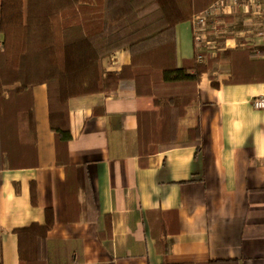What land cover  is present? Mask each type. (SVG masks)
I'll return each instance as SVG.
<instances>
[{
  "label": "crops",
  "instance_id": "obj_1",
  "mask_svg": "<svg viewBox=\"0 0 264 264\" xmlns=\"http://www.w3.org/2000/svg\"><path fill=\"white\" fill-rule=\"evenodd\" d=\"M257 29L264 30V14L233 7L211 19L199 45L192 20L184 21L176 26L178 60L192 58L203 44L211 56L264 45L252 33ZM130 60L120 50L105 65L117 71ZM229 71L214 64L199 84L201 101L181 120L186 128L200 121L201 147H173L148 158L138 151V112L153 102L136 95L133 80L70 101L67 164L57 163L46 85L36 86L35 150L10 146L7 165L0 133V264H19L14 229L44 224L46 208L55 217L48 264H264V107L253 104L264 96V82L212 85ZM154 210L163 211L168 229L165 255L151 234L147 212Z\"/></svg>",
  "mask_w": 264,
  "mask_h": 264
},
{
  "label": "trees",
  "instance_id": "obj_2",
  "mask_svg": "<svg viewBox=\"0 0 264 264\" xmlns=\"http://www.w3.org/2000/svg\"><path fill=\"white\" fill-rule=\"evenodd\" d=\"M218 0H0V133L2 157L10 164L9 147L37 146L33 91L47 88L50 129L58 164L69 158L70 101L106 94L124 80L135 82L136 95L153 105L138 112V151L147 157L173 147H201V123L184 127L187 108L201 101L199 84L214 64H227L229 75L212 85L264 82V45H240L211 56L196 49L178 60L176 26ZM128 50L131 60L111 71L105 62ZM199 55H202L199 60ZM6 147L8 148L6 150ZM19 191V187L17 186ZM32 183V202H35ZM162 210L147 212L157 251L167 252ZM153 215L155 221H153ZM158 217V219H157ZM109 220V215L105 216ZM46 222L14 229L19 264H48ZM102 238L107 234L102 231ZM163 264H209L180 262Z\"/></svg>",
  "mask_w": 264,
  "mask_h": 264
},
{
  "label": "built area",
  "instance_id": "obj_3",
  "mask_svg": "<svg viewBox=\"0 0 264 264\" xmlns=\"http://www.w3.org/2000/svg\"><path fill=\"white\" fill-rule=\"evenodd\" d=\"M233 7H237L253 16H262L264 14V0H218L205 11L194 15L191 19L194 37L199 45L202 44L206 37L211 19H217L219 15L227 14ZM252 33L261 37L264 41V30L257 29L252 31ZM205 51L208 53L210 50L203 44L199 49V52L205 53ZM201 57L202 55H199L198 59L200 60ZM253 104L256 108H263L264 96L254 98Z\"/></svg>",
  "mask_w": 264,
  "mask_h": 264
}]
</instances>
